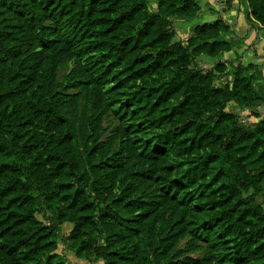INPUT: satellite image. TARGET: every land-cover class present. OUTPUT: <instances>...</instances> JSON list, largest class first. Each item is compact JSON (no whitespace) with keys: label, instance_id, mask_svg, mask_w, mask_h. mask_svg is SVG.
Instances as JSON below:
<instances>
[{"label":"trees","instance_id":"16d2710c","mask_svg":"<svg viewBox=\"0 0 264 264\" xmlns=\"http://www.w3.org/2000/svg\"><path fill=\"white\" fill-rule=\"evenodd\" d=\"M248 1L264 26V0ZM200 12L197 0H158L156 11L148 0H0V264H72L57 251L67 222L69 249L88 261L264 264V118L227 110L264 97L254 64L219 85L225 63L198 67V55L231 50L223 18L176 38L174 17ZM74 55L83 63L69 79L135 89L117 111L146 116L158 137L137 145L123 126L107 140L95 131L82 156L64 115L78 97L57 79ZM188 232L212 252L186 256Z\"/></svg>","mask_w":264,"mask_h":264},{"label":"rangeland","instance_id":"374dc122","mask_svg":"<svg viewBox=\"0 0 264 264\" xmlns=\"http://www.w3.org/2000/svg\"><path fill=\"white\" fill-rule=\"evenodd\" d=\"M82 63L83 61L76 55L66 57L59 64L57 74L60 89L67 93L75 94L78 97L77 106L73 109H66L64 115L73 126L76 145L82 156H86L87 147L93 141L91 135L95 131L97 137L107 140L116 133L119 127L123 126L128 129L131 142L137 145L158 137L162 130L149 122H145L146 116L142 117L141 115L130 113L124 114V110L117 111V108L122 106L125 100L134 93L135 89L111 92L108 89H111L112 84L108 85L107 88H101L92 80L89 73L78 78L69 79L68 75L71 71ZM195 65L194 62L193 67ZM217 78L216 83L218 85L226 83V80H222L219 74H217ZM243 117L240 115L242 120H244ZM96 124L98 125L97 127H95ZM197 201L198 199L194 197L190 207L193 208ZM256 201L257 203H263L264 197L258 196ZM37 217L41 221L46 222L42 214H38ZM200 217V212L191 209L186 218V221L190 222V229L197 227ZM72 228L73 224L65 223L63 226L64 234L58 240L57 251L66 258L67 254L73 253L69 249V242L67 240ZM179 247L181 249H188L189 252L186 256L194 258H202L212 252L209 242L205 238L196 237L191 232H188L181 239ZM218 259H221V255ZM90 261L89 263L92 264L93 260ZM102 261L104 262L103 259ZM161 264L166 263L162 262Z\"/></svg>","mask_w":264,"mask_h":264},{"label":"crops","instance_id":"0c3cea01","mask_svg":"<svg viewBox=\"0 0 264 264\" xmlns=\"http://www.w3.org/2000/svg\"><path fill=\"white\" fill-rule=\"evenodd\" d=\"M152 11L158 9V0H148ZM201 12L187 18L175 16L173 27L178 40L186 42L198 25L213 23L223 18L232 26L233 33L225 39L230 42L231 50L221 52L217 56L201 54L196 57L200 69L206 70L214 67L218 62L226 64V70L220 75L222 80L232 84L235 66L238 64H254L257 91L264 97V26L255 21L251 16L248 0H233L232 6L227 9L225 0H197ZM227 110L244 116V122L257 123L264 118V104L257 107H241L234 101L227 104ZM73 252V251H72ZM72 264H91L85 258L78 257L74 252L67 254ZM104 264L102 260L92 264Z\"/></svg>","mask_w":264,"mask_h":264}]
</instances>
